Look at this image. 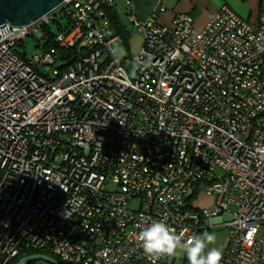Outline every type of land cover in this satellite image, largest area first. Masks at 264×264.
<instances>
[{
  "label": "built area",
  "instance_id": "built-area-1",
  "mask_svg": "<svg viewBox=\"0 0 264 264\" xmlns=\"http://www.w3.org/2000/svg\"><path fill=\"white\" fill-rule=\"evenodd\" d=\"M117 1L63 0L0 26V264L29 250L166 264L143 252L146 217L186 240L221 216L220 264H264V3L255 22L221 7L196 31L190 14L138 20L120 0L142 36L129 75L110 47ZM40 35L35 55L16 53Z\"/></svg>",
  "mask_w": 264,
  "mask_h": 264
},
{
  "label": "crops",
  "instance_id": "crops-1",
  "mask_svg": "<svg viewBox=\"0 0 264 264\" xmlns=\"http://www.w3.org/2000/svg\"><path fill=\"white\" fill-rule=\"evenodd\" d=\"M132 3L133 12L138 20H145L152 12H155L158 23L169 24V21H171L175 14L187 13L190 14L193 19L194 29L199 31L203 29L211 16L221 7H227L241 19L255 22L264 0H132ZM159 7H163L164 11L160 12L158 10ZM122 60L123 59H121V61ZM221 217L223 218V216ZM207 221L209 220L203 222V228L198 231V234L204 231L209 232L210 228L213 227L212 225L206 227ZM217 226L226 231V228L222 226V223L219 222ZM209 233L213 234L211 232ZM226 239L222 240L220 244H217L216 248L221 252L225 246Z\"/></svg>",
  "mask_w": 264,
  "mask_h": 264
},
{
  "label": "clouds",
  "instance_id": "clouds-1",
  "mask_svg": "<svg viewBox=\"0 0 264 264\" xmlns=\"http://www.w3.org/2000/svg\"><path fill=\"white\" fill-rule=\"evenodd\" d=\"M138 238L143 252L150 258L174 256L179 250L188 264H220L222 259V252L218 248L209 247L215 244L216 235L207 231L193 234L185 240L183 233L178 234L167 223L146 217Z\"/></svg>",
  "mask_w": 264,
  "mask_h": 264
},
{
  "label": "rangeland",
  "instance_id": "rangeland-1",
  "mask_svg": "<svg viewBox=\"0 0 264 264\" xmlns=\"http://www.w3.org/2000/svg\"><path fill=\"white\" fill-rule=\"evenodd\" d=\"M116 11L118 12L119 21L121 22L120 24H122V26L124 27V31L127 32V36H126L127 45L125 47L122 39L119 38L113 43H111L110 47L112 51H117L122 48V50L125 52V57H126L125 59L122 60V64L128 71L129 75H132L133 70L131 67V63H129L130 62L129 60L131 57H134L139 53L140 51L139 49L141 48L142 45V36H140V34L136 31L134 26L128 24L127 17L125 15L126 12L123 11V6L120 0L117 1ZM55 22H59L61 24L60 26L62 27H64V25L66 24V21L63 18H60V16L55 18ZM55 26L56 23L53 22H49L48 26H46L48 27L49 30L48 32L50 33V35H56L59 33L57 27ZM47 37L48 35L45 36L40 35L39 40H35V38L32 36L30 38L25 37L23 40H21V42H19V44L15 46V51L19 55L24 54L26 58H30L40 50L41 46L43 45ZM202 203L207 204L208 201L203 200ZM225 221L226 219L222 217H217L215 219L214 218L210 219L209 221L206 222V227H209L211 225L213 226L212 228H210L209 232L216 235L215 244L210 245L209 247H217V244H220L222 240L226 239L227 232L225 231V229H222L221 227L217 226L219 222L224 223ZM167 257H168L166 260L167 264H188L185 255L179 250L174 256H167ZM28 264H48V263L43 261H32L29 262Z\"/></svg>",
  "mask_w": 264,
  "mask_h": 264
},
{
  "label": "water",
  "instance_id": "water-1",
  "mask_svg": "<svg viewBox=\"0 0 264 264\" xmlns=\"http://www.w3.org/2000/svg\"><path fill=\"white\" fill-rule=\"evenodd\" d=\"M63 0H0V26L21 29L37 21L52 11ZM43 261L48 264H60L43 254H33L21 258L16 264H28Z\"/></svg>",
  "mask_w": 264,
  "mask_h": 264
},
{
  "label": "trees",
  "instance_id": "trees-1",
  "mask_svg": "<svg viewBox=\"0 0 264 264\" xmlns=\"http://www.w3.org/2000/svg\"><path fill=\"white\" fill-rule=\"evenodd\" d=\"M242 1H245V0H242ZM121 22L119 21V16L114 12L113 15H112V24H113V27L114 29H116L117 32H119V34L121 35V39L126 47L127 45V32L124 31V27L122 26V24H120ZM43 28V31H45L47 34H50L48 33L47 29L48 27H42ZM53 36V35H51ZM47 40V39H46ZM46 42H49V40H47ZM76 50L74 51H71L68 56H71V55H76L77 52H75ZM23 55H20V57H23ZM33 254H43V255H46L48 257H50L51 259H54L56 261H58L60 264H63L56 256L52 255V253H46V252H41L39 250H29V251H25V252H22L20 255H18L17 257H15L12 261L9 262V264H16L21 258L25 257V256H29V255H33Z\"/></svg>",
  "mask_w": 264,
  "mask_h": 264
}]
</instances>
